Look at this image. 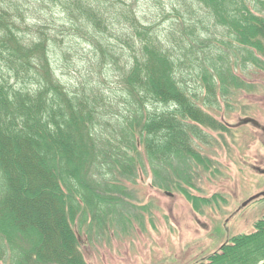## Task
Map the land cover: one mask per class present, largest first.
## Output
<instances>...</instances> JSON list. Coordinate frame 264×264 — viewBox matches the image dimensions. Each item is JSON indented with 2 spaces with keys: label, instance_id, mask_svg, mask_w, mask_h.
Instances as JSON below:
<instances>
[{
  "label": "trees",
  "instance_id": "1",
  "mask_svg": "<svg viewBox=\"0 0 264 264\" xmlns=\"http://www.w3.org/2000/svg\"><path fill=\"white\" fill-rule=\"evenodd\" d=\"M135 3L0 0V262L88 264L82 225H109L141 148L155 187L189 195L182 183L211 160L194 148L200 125H219L196 100L217 104L247 83L236 69H264V0H157L178 20L167 34ZM255 227L196 264H264V217Z\"/></svg>",
  "mask_w": 264,
  "mask_h": 264
},
{
  "label": "rangeland",
  "instance_id": "2",
  "mask_svg": "<svg viewBox=\"0 0 264 264\" xmlns=\"http://www.w3.org/2000/svg\"><path fill=\"white\" fill-rule=\"evenodd\" d=\"M135 1L138 14L159 23L163 34L178 21L157 17V0ZM160 1L169 4V0ZM235 72L247 83L230 95H219L217 104L196 100L219 125H200L206 139L196 140L194 148L211 160L209 170L202 164L195 166L198 175L192 179L194 185L182 183L190 196L174 182L169 189L155 187L151 164L141 148L145 166L135 182L117 181L123 193L113 195L119 199L109 225L100 228L92 217L82 225L81 249L88 264L207 262L212 253L232 243L233 237L256 230V222L264 217V196L242 204L264 192V173L257 170H264V132L240 122L250 117L264 125V69L250 66ZM78 75L65 74L62 82H75ZM188 79L191 86L196 84L194 74ZM220 126L224 127L218 129Z\"/></svg>",
  "mask_w": 264,
  "mask_h": 264
},
{
  "label": "water",
  "instance_id": "3",
  "mask_svg": "<svg viewBox=\"0 0 264 264\" xmlns=\"http://www.w3.org/2000/svg\"><path fill=\"white\" fill-rule=\"evenodd\" d=\"M248 123H251L252 125H254V126L257 127V128H261V127H262L261 123H260L258 120L254 119V118H250V117H246V118H244V119L240 122V124H248ZM257 170H258L259 172H261V173H264V170L261 169L260 167H257ZM167 193H168V194H171L170 192H167ZM261 196H264V192H261V193H258V194H256V195L252 196L251 198H249L248 200H246L245 202H243L242 205L245 206V205H247L249 202H251L252 200H254V199L258 198V197H261Z\"/></svg>",
  "mask_w": 264,
  "mask_h": 264
},
{
  "label": "flooded vegetation",
  "instance_id": "4",
  "mask_svg": "<svg viewBox=\"0 0 264 264\" xmlns=\"http://www.w3.org/2000/svg\"><path fill=\"white\" fill-rule=\"evenodd\" d=\"M262 125V127L261 128H259V129H261L263 132H264V125L263 124H261ZM259 198V197H258ZM257 199V198H256ZM255 200V199H254ZM253 201V200H252Z\"/></svg>",
  "mask_w": 264,
  "mask_h": 264
}]
</instances>
